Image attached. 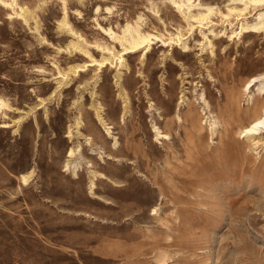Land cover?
Returning a JSON list of instances; mask_svg holds the SVG:
<instances>
[{"label": "rangeland", "instance_id": "374dc122", "mask_svg": "<svg viewBox=\"0 0 264 264\" xmlns=\"http://www.w3.org/2000/svg\"><path fill=\"white\" fill-rule=\"evenodd\" d=\"M19 2L31 11L29 24L0 5V95L18 109L5 120L28 112L20 126L2 127L0 117V264H264V146L240 135L264 106L243 94L264 73V31L230 40V26L214 16L212 53L202 49L209 29L191 30L169 0H68L72 24L90 41L110 44L101 28L138 15L144 27L183 38L173 50L154 44L144 60V51L129 54V69L81 72L52 97L54 60L65 68L81 62L79 53L58 52L69 41L58 25L63 2ZM203 90L221 124L213 140L197 100ZM154 125L169 138L157 140ZM78 143L106 176L95 181L100 198L90 194L82 159L77 177L64 171ZM30 171L24 186L18 177Z\"/></svg>", "mask_w": 264, "mask_h": 264}, {"label": "bare ground", "instance_id": "6f19581e", "mask_svg": "<svg viewBox=\"0 0 264 264\" xmlns=\"http://www.w3.org/2000/svg\"><path fill=\"white\" fill-rule=\"evenodd\" d=\"M180 12L183 18L187 21L191 30L196 27L209 29L210 33L202 32L203 39L205 42L202 43L204 49L207 45L211 52L213 53L214 41L212 36L219 35L212 29L214 16H220L222 20V25L230 26L229 30L226 27L224 35L228 36L230 40H242L244 36H250L264 31V0H229V4L226 6L225 10H222L219 6L206 2V0H169ZM63 2V16L59 19L58 25L61 31L69 35V41L66 47H58V52H66L72 54L73 52L79 53L81 55V62H74L68 64L65 68L58 60H54L53 65L57 70V87L51 93L52 97H56L63 86L69 84L74 80L73 77H79L81 72L84 71H95L97 73L104 71L108 65L112 67H119V70L129 69L128 59L126 56L129 54L136 53L138 51H144L142 59L144 60L148 53L153 49L154 44L162 43L164 46L172 47L174 44L182 43V33L178 30V33H169V37L166 34L156 31L154 29L146 28L145 19L143 16L138 15L136 18L127 19L125 24L114 28L111 24L108 27H102V32L105 37L111 39V43L108 44L104 39L90 41L81 31H79L71 22L69 18V8L68 0H62ZM0 5L11 9L13 12L8 13L9 16L17 15L21 17L26 24H29L30 19H32L31 11L23 4H20L19 0H0ZM103 9L101 5L97 6V12ZM106 12L113 14V7L106 6ZM81 15V12H77ZM255 13V14H254ZM252 16L253 18L249 17ZM98 21V20H97ZM198 25V26H196ZM208 25V26H206ZM189 28V27H188ZM67 41V39H64ZM120 45L121 50L117 51L116 47ZM183 48L186 50L189 46L183 43ZM94 50L100 52V58L94 54ZM94 67V69H91ZM41 72H46L44 69H40ZM257 87L254 91L253 88ZM243 94L245 100L248 104H252L254 97L256 95L264 99V73L253 76L247 80L243 86ZM198 103L202 107V112L205 117L203 125H208L211 139L218 134L219 127L221 126L219 120L211 112L210 103L207 94L204 90L198 94ZM38 101L41 105H45L46 100L42 97H38ZM180 103H183L181 101ZM152 107V104H151ZM97 107V117L99 122L104 126L105 131L112 135L111 123H107V120L102 116L101 111ZM127 105L125 106V109ZM18 111L14 108L12 103L5 96L0 95V117L4 119L2 127H11V124L20 126L23 120L28 115V112L21 111V115L10 123L5 119H11L8 114L9 112ZM126 114V113H125ZM124 114V116H125ZM123 116V117H124ZM179 120L181 119L180 114L177 116ZM83 123L81 116H78L75 121V126L77 131H79V126ZM154 130L156 132V139H167L170 135L164 133L160 127L154 125ZM264 132V106L262 107L261 113L252 121L250 124L245 126L240 135L242 138H246L251 141L256 148L264 146L262 141V133ZM68 137L72 138V130L69 128ZM93 139L91 137H86V142L91 145ZM118 141L115 138L114 146H117ZM82 145L78 143L76 146L68 150V158L64 163V171L72 172L75 177L78 176L79 170L81 169V162L84 161L88 174L90 177V194L93 197H98L94 189L96 188V179L99 177L106 178L103 173H100L93 169V164L90 160H87L81 156ZM80 155V157H76ZM79 159H82L80 161ZM34 175V171L21 174L18 178L21 184L28 186L31 184V179ZM100 198V197H98ZM159 212V208L153 209V215Z\"/></svg>", "mask_w": 264, "mask_h": 264}]
</instances>
